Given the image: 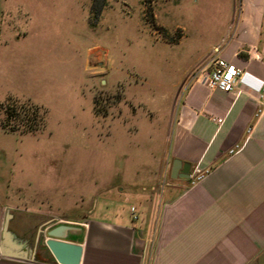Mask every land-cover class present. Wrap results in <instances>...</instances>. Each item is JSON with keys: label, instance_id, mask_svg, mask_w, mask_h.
<instances>
[{"label": "rangeland", "instance_id": "rangeland-1", "mask_svg": "<svg viewBox=\"0 0 264 264\" xmlns=\"http://www.w3.org/2000/svg\"><path fill=\"white\" fill-rule=\"evenodd\" d=\"M239 4L0 0L2 221L14 214L15 230L34 237L42 225L89 217L142 167H161L186 77L231 34ZM8 103L37 105L43 124L7 121Z\"/></svg>", "mask_w": 264, "mask_h": 264}, {"label": "crops", "instance_id": "crops-1", "mask_svg": "<svg viewBox=\"0 0 264 264\" xmlns=\"http://www.w3.org/2000/svg\"><path fill=\"white\" fill-rule=\"evenodd\" d=\"M212 50L263 86L224 92L187 76L161 167H142L89 217L63 221L75 226L66 240L83 246L80 264H264V0H240L231 34ZM175 159L190 163V177L157 179ZM122 195L135 200H110ZM0 264L58 263L0 254Z\"/></svg>", "mask_w": 264, "mask_h": 264}, {"label": "water", "instance_id": "water-1", "mask_svg": "<svg viewBox=\"0 0 264 264\" xmlns=\"http://www.w3.org/2000/svg\"><path fill=\"white\" fill-rule=\"evenodd\" d=\"M190 163L175 159L172 176L190 177ZM9 212L2 222L0 254L20 259H41L50 256L58 264H80L83 246L76 241L66 240V236L75 226L60 221L45 224L38 228L34 237L27 238L16 234L10 228ZM45 255V256H44Z\"/></svg>", "mask_w": 264, "mask_h": 264}, {"label": "built area", "instance_id": "built-area-1", "mask_svg": "<svg viewBox=\"0 0 264 264\" xmlns=\"http://www.w3.org/2000/svg\"><path fill=\"white\" fill-rule=\"evenodd\" d=\"M193 78L209 89H218L224 92H235L239 84H247L253 89H260L263 86V81L255 83L254 86L250 79L251 76L245 70L222 58L218 51L208 57L205 66L194 72ZM221 120L218 119L219 122ZM200 172L199 168L195 169L194 174L197 178L201 177ZM131 211L133 219H137L133 206Z\"/></svg>", "mask_w": 264, "mask_h": 264}, {"label": "trees", "instance_id": "trees-1", "mask_svg": "<svg viewBox=\"0 0 264 264\" xmlns=\"http://www.w3.org/2000/svg\"><path fill=\"white\" fill-rule=\"evenodd\" d=\"M29 105V104H28ZM25 105H15L12 103H8L5 109L6 120L8 121L11 117L18 121L20 125H22L26 130L33 131L39 129V127L43 124V118L45 112L41 110L37 105L31 104L29 106ZM6 121V125L9 124ZM10 130H14L15 128L9 125Z\"/></svg>", "mask_w": 264, "mask_h": 264}]
</instances>
